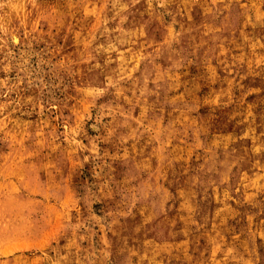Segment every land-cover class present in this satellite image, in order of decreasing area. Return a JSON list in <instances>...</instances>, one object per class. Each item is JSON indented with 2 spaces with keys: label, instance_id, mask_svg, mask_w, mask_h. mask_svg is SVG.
I'll list each match as a JSON object with an SVG mask.
<instances>
[{
  "label": "rangeland",
  "instance_id": "rangeland-1",
  "mask_svg": "<svg viewBox=\"0 0 264 264\" xmlns=\"http://www.w3.org/2000/svg\"><path fill=\"white\" fill-rule=\"evenodd\" d=\"M0 264H264V0H0Z\"/></svg>",
  "mask_w": 264,
  "mask_h": 264
}]
</instances>
